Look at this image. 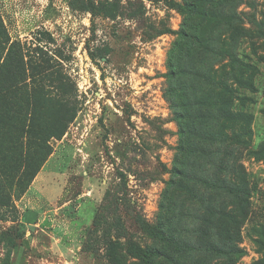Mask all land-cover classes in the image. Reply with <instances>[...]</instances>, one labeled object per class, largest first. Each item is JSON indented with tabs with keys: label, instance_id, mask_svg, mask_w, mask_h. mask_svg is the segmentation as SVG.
Segmentation results:
<instances>
[{
	"label": "rangeland",
	"instance_id": "374dc122",
	"mask_svg": "<svg viewBox=\"0 0 264 264\" xmlns=\"http://www.w3.org/2000/svg\"><path fill=\"white\" fill-rule=\"evenodd\" d=\"M0 17V68L23 53L0 100V264H141L130 246L163 249L162 224L197 246L181 264H264V0H0ZM29 206L46 223L21 222ZM217 226L233 263L199 247Z\"/></svg>",
	"mask_w": 264,
	"mask_h": 264
},
{
	"label": "trees",
	"instance_id": "16d2710c",
	"mask_svg": "<svg viewBox=\"0 0 264 264\" xmlns=\"http://www.w3.org/2000/svg\"><path fill=\"white\" fill-rule=\"evenodd\" d=\"M212 3L214 2H224L227 0H210ZM189 6L193 7V10H198V4L196 5L195 3H190L188 4ZM180 8V7H179ZM202 12V11H201ZM203 15L205 17H212L213 19L216 18H222L223 15L222 13L219 11L218 8H216L213 12L208 11L207 9H204L203 11ZM198 29H199V25L195 26V28H193L192 32L193 35L191 36V38L193 40H195L197 43H199L200 47L205 48L204 43V38H202L199 34H198ZM190 33L189 32H184V36H189ZM9 38L7 37V30L3 24V21L1 20L0 17V52L7 48V44L9 42ZM23 53L21 51L20 46L13 42L10 43L9 47H8V51H7V55L3 61V64L1 65L0 71L2 68H4L7 64L8 61H11V63H13L16 67L15 69L16 72L14 74V77L12 79V81L8 84L5 85L3 88H0V100L8 97H14L17 92L22 91L23 90V86L20 85V83H18L19 79H17L18 75L23 72L22 71V67H23V57H22ZM27 94H29V92H27ZM33 95V93L31 94ZM29 95H27L26 97H28ZM16 101V100H15ZM18 105V112H20L23 108L21 106V103L16 104ZM1 112H3V110H1ZM203 116V115H202ZM204 117V116H203ZM209 140L211 139V136L206 137ZM16 140L18 143L22 144V139L21 136H17ZM12 140V141H13ZM45 148H50V146L47 144L44 145ZM201 151L204 152V148L201 147L200 148ZM259 151L255 152L258 153ZM261 152V149H260ZM46 155H48V151L42 156V160H44L46 158ZM2 161L3 159L0 158V178H2L5 175V170L2 168ZM34 174H36L38 172V169H35ZM181 172V170L177 167L176 168V173L179 174ZM190 178H192L191 176H189ZM200 180V179H199ZM245 178H244V183H245ZM208 184L209 181H205ZM243 182V181H242ZM219 188L224 189L225 191H227L228 193L239 197V198H245V196H249L250 193L249 192H241V189L238 188V186H236L235 184L231 185L226 179H219L217 181ZM246 183H248L246 181ZM243 193V194H241ZM247 203V201H246ZM249 203V201H248ZM226 216L229 218V221L236 224L237 220L235 218H231V215L226 214ZM164 224L159 225V227H153L151 230L152 235L161 243L164 245V248H160L157 245H153V246H146V247H139L137 244H132L130 246V251L136 255V257H138L141 261V264H154L155 261H158L160 259H165L166 261H168L170 264H181L180 261V254L184 251L187 250H193L196 249L197 246L193 243H190L189 241L184 240V238L178 237V235H174L171 232H168L165 228H164ZM219 229V233L217 232V230ZM257 233L261 235V227L256 229ZM209 234V236L212 237V239H208L204 242H201L202 244L199 245V247L201 249L207 250L209 252H213L216 255L219 254H224V255H228L230 259V262L233 263L234 260L237 259V256H239L242 252V250L240 249V247L234 243V241L229 242V243H225L222 247V245H220L216 240L215 237L218 236L219 234H225L227 237L232 238V236L229 235V229L226 227L225 230H221L220 227L217 226V229L213 232L210 233V231L207 233V235ZM229 235V236H228ZM117 243V242H116ZM116 243H112L111 246V252L116 253V249H115V244ZM233 256V257H232ZM117 262L118 264H124L119 258H117Z\"/></svg>",
	"mask_w": 264,
	"mask_h": 264
},
{
	"label": "crops",
	"instance_id": "0c3cea01",
	"mask_svg": "<svg viewBox=\"0 0 264 264\" xmlns=\"http://www.w3.org/2000/svg\"><path fill=\"white\" fill-rule=\"evenodd\" d=\"M37 179H38V177H37ZM37 179L34 181V183L37 182V184L41 187V190L43 191V186L44 185L46 186L47 183L46 184L43 183L44 178L38 179V180ZM47 197H48V195H47ZM46 217L47 216L45 215V212H41L35 206H29V207H26L23 209V211L21 213V222H23L26 225L38 226L40 224L46 223Z\"/></svg>",
	"mask_w": 264,
	"mask_h": 264
}]
</instances>
